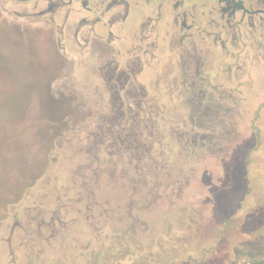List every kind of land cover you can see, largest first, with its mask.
I'll list each match as a JSON object with an SVG mask.
<instances>
[{
	"label": "rangeland",
	"instance_id": "rangeland-1",
	"mask_svg": "<svg viewBox=\"0 0 264 264\" xmlns=\"http://www.w3.org/2000/svg\"><path fill=\"white\" fill-rule=\"evenodd\" d=\"M253 51L237 74H199L208 85H192L195 59L185 71L160 54L137 77L156 107L133 118L132 104L111 126L127 106L98 54L58 52L44 26L0 25V264L263 256L264 42Z\"/></svg>",
	"mask_w": 264,
	"mask_h": 264
},
{
	"label": "flooded vegetation",
	"instance_id": "flooded-vegetation-1",
	"mask_svg": "<svg viewBox=\"0 0 264 264\" xmlns=\"http://www.w3.org/2000/svg\"><path fill=\"white\" fill-rule=\"evenodd\" d=\"M30 24L44 26L58 52L78 49L103 59L112 100L127 106L107 117L113 126L130 115L132 104L133 118L143 103L156 107L145 91L137 93V77L145 68L153 70L160 54L182 57L185 71L195 59L192 70L198 77H192V85L194 78H200L198 85L210 83L199 77L205 71L242 70L237 57H253L255 43L264 42V0H0V25L24 32ZM221 59L231 61L222 67ZM198 92L201 101L205 91Z\"/></svg>",
	"mask_w": 264,
	"mask_h": 264
},
{
	"label": "trees",
	"instance_id": "trees-1",
	"mask_svg": "<svg viewBox=\"0 0 264 264\" xmlns=\"http://www.w3.org/2000/svg\"><path fill=\"white\" fill-rule=\"evenodd\" d=\"M239 264H264V255L244 259Z\"/></svg>",
	"mask_w": 264,
	"mask_h": 264
}]
</instances>
